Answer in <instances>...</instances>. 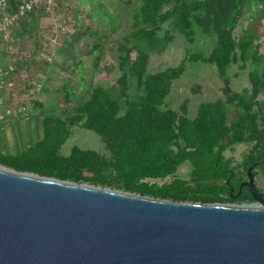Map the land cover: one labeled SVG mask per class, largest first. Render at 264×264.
<instances>
[{
	"label": "trees",
	"instance_id": "16d2710c",
	"mask_svg": "<svg viewBox=\"0 0 264 264\" xmlns=\"http://www.w3.org/2000/svg\"><path fill=\"white\" fill-rule=\"evenodd\" d=\"M39 12L49 15L40 6L16 25L22 29V34L17 32L21 39L25 34L33 37L32 47L17 45L11 31L7 54L0 58L3 69L13 64L5 87L9 97L14 91L24 93L32 88L37 70L44 71L49 65L41 54H53L44 33L33 24ZM75 17L65 14L62 19ZM130 21L117 41L118 77L112 83L90 82L84 99L70 109L63 107L72 95L63 84L61 111L46 116L43 137L20 152L0 153V165L174 201L255 202L245 188L237 198L231 195L237 194L250 166L264 179V98L260 97L264 94V0H139ZM164 24L168 28L160 38L157 32ZM195 28L216 37L207 55L187 51L178 65L148 72L149 50L158 41L172 40L175 30L191 43ZM88 29L96 36L91 52L103 53L100 39L108 38V31L100 35ZM25 47L29 50L23 54ZM186 61L213 65L222 82L223 96L200 102L192 117L187 99L177 109L166 106L173 81L182 76ZM79 62H73L69 77ZM233 64L247 70L248 86L240 91L231 86ZM131 80L138 90L135 97L129 95ZM30 102L39 103L36 99ZM75 126L96 132L108 154L78 146L61 154ZM241 143L250 147L239 162L225 156ZM184 163L190 166L187 178L176 175Z\"/></svg>",
	"mask_w": 264,
	"mask_h": 264
},
{
	"label": "water",
	"instance_id": "95a60500",
	"mask_svg": "<svg viewBox=\"0 0 264 264\" xmlns=\"http://www.w3.org/2000/svg\"><path fill=\"white\" fill-rule=\"evenodd\" d=\"M251 169L240 186L261 205L174 201L0 165V264H264Z\"/></svg>",
	"mask_w": 264,
	"mask_h": 264
},
{
	"label": "rangeland",
	"instance_id": "374dc122",
	"mask_svg": "<svg viewBox=\"0 0 264 264\" xmlns=\"http://www.w3.org/2000/svg\"><path fill=\"white\" fill-rule=\"evenodd\" d=\"M74 1L58 0V5L56 6L57 12L60 14L63 13L64 15H73L78 18L79 14L87 10L82 9L81 12V10L75 9ZM126 1H99V5L96 3L92 10L91 19H88L86 16L83 18V21L87 24L83 23L81 29H85L86 27V30L89 28L91 32L96 29L100 31V35L103 31H108V38L101 36L100 39V43L104 45L103 53H98V50L91 52L92 41L96 40V36L90 32L84 33L80 28L76 30L77 26H75L70 35L64 36V39H61L59 48L57 47L55 50V56L58 57V62L54 71L51 72V82L48 85H50L49 91L53 93L50 97L57 99L59 103L63 96L61 88L66 83L72 95L69 103H63V107L70 109L82 101L85 90L90 82L112 83L118 77L119 71L116 63L117 41L126 33V29L131 22V14L136 10L139 0ZM42 17L39 16L38 18ZM90 20L93 24H89L90 27H87L89 26L88 23H90ZM167 28L168 25L164 24L162 29L157 32V35L163 38L164 30ZM42 32L44 33V39L47 40L46 29L44 27L42 28ZM171 34L173 35L172 40L164 42L161 39L156 43L154 49L149 50L148 72H158L166 67L178 65L187 51L201 52L207 55L215 46V35L213 33H203L198 28H195L194 41L191 43L178 31L173 30ZM22 40L24 46L29 49L30 46L32 47L31 42L33 41V37L31 35L25 34ZM26 47L24 53L29 50ZM148 49L149 46L144 44V50L148 51ZM76 60H80V62L78 66H75L74 73L69 77L68 73L73 66V62ZM235 73H237V76H234ZM229 74L231 76V86L235 91H240L243 87L248 86L246 69L238 70L237 65L233 64L229 69ZM221 88L222 82L213 65L201 61H186L182 76L173 81L171 91L166 98V106L177 109L182 101L187 99L188 114L192 117L200 102L222 97ZM136 94H138V90L136 89L134 81L131 80L129 95L130 97H135ZM260 97L264 98V94ZM73 146H78L83 149H94L108 154L103 148L99 135L92 130L80 126L72 128V134L61 146V154L67 155ZM249 147L250 145L247 143L236 144L233 149L225 152V156L232 158L235 162H239ZM189 171V164L184 163L178 168L176 175L181 178H187ZM256 180L260 188L264 189V179L260 175H257ZM234 204L261 205L258 202Z\"/></svg>",
	"mask_w": 264,
	"mask_h": 264
},
{
	"label": "crops",
	"instance_id": "0c3cea01",
	"mask_svg": "<svg viewBox=\"0 0 264 264\" xmlns=\"http://www.w3.org/2000/svg\"><path fill=\"white\" fill-rule=\"evenodd\" d=\"M95 1V2H94ZM75 0L74 2V8L81 10H87L84 13H81L78 15V21L76 19V30L81 29V26L83 23L87 24L83 21L84 16H86L88 19L92 16V10L95 6V4L102 0ZM117 2V1H116ZM58 3L56 4V6ZM133 14V12H132ZM131 14V16H132ZM43 16L42 18H35V23H33L34 26L38 27L42 30L44 27L46 29V33L48 31V28L53 21L54 17H63L64 14H60L59 12L54 11V15H43L42 12H39L37 15ZM91 19V18H90ZM89 24H93L92 21H89ZM32 24V25H33ZM80 24V25H79ZM92 26V25H91ZM87 27H90L87 26ZM78 28V29H77ZM82 32L86 33V27ZM12 33L14 34L13 37L15 38L14 41L17 45H20L23 43V40L21 39L22 29L21 27L15 26L12 30ZM44 31V29H43ZM17 32H21L20 36ZM11 37V36H10ZM18 38V39H17ZM19 41V42H18ZM59 48V47H58ZM55 52L48 57L45 54H41L46 60L49 61V65L44 68L43 70H37L36 75L43 78V89L41 90L40 94L37 95L35 98L39 103L33 104L31 102H26L28 105V113L23 116L22 118L16 119V120H0V153H17L25 149L30 144L34 143L35 141L40 140L43 137L44 134V121L46 116H54L56 113H59L61 111V106L59 105L57 99L51 98L50 95L53 94L49 90L50 82H51V72L54 71V68L58 62V57L55 56ZM16 84V82H14ZM7 93V91H6ZM5 93V95H7ZM20 91L16 92L14 91L13 94L20 95ZM19 101L22 99L18 98ZM1 109V108H0ZM60 110V111H59Z\"/></svg>",
	"mask_w": 264,
	"mask_h": 264
},
{
	"label": "built area",
	"instance_id": "2783aa9c",
	"mask_svg": "<svg viewBox=\"0 0 264 264\" xmlns=\"http://www.w3.org/2000/svg\"><path fill=\"white\" fill-rule=\"evenodd\" d=\"M44 6L49 15H54L55 0H0V58L7 54V40L11 36V30L18 22L33 10ZM76 19L70 18L69 21L62 17H54L47 31V46L52 53L60 44L61 38L72 32ZM26 54V53H23ZM47 56V55H46ZM8 68L3 69L0 65V120H16L28 113V105L40 94L43 88V78L37 76V80L32 82L33 87L20 95L13 94L12 97L5 95L6 83L10 79L13 71V64H8ZM18 98L22 99L21 101ZM27 102V103H28Z\"/></svg>",
	"mask_w": 264,
	"mask_h": 264
},
{
	"label": "flooded vegetation",
	"instance_id": "af4514ba",
	"mask_svg": "<svg viewBox=\"0 0 264 264\" xmlns=\"http://www.w3.org/2000/svg\"><path fill=\"white\" fill-rule=\"evenodd\" d=\"M252 171H253V173H254V181H255L256 185L258 186L259 191H261V192L263 193L262 196L264 197V189L260 188V186L258 185L257 180H256V176H257L258 174L254 171V168L252 169ZM245 180H247V176H246L242 181H245ZM242 181H241V182H242ZM241 182H240V183H241ZM244 188L247 190V187H246V186H240V184H239V187H238V190H237V194H238V196L240 195L241 191H242ZM231 191H233V188H232V187H231Z\"/></svg>",
	"mask_w": 264,
	"mask_h": 264
}]
</instances>
